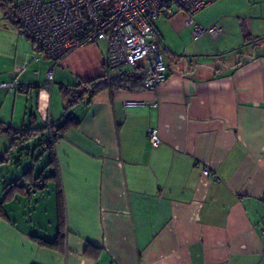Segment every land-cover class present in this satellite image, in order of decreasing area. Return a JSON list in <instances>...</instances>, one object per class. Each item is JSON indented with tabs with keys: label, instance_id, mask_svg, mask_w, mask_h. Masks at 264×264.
Listing matches in <instances>:
<instances>
[{
	"label": "crops",
	"instance_id": "1",
	"mask_svg": "<svg viewBox=\"0 0 264 264\" xmlns=\"http://www.w3.org/2000/svg\"><path fill=\"white\" fill-rule=\"evenodd\" d=\"M195 20L222 34L193 41L175 6L155 23L164 52L196 56L194 66L176 60L154 91L104 88L71 108L78 123L54 146L56 178L36 163L17 179L40 178L31 194L0 173V264H264V0H210ZM18 50L0 53V84L27 88L0 92V121L16 128L46 109L47 91L44 123L62 119L56 85L85 96L86 83L116 76L96 42L65 57L48 90L53 61ZM9 148L0 133V157Z\"/></svg>",
	"mask_w": 264,
	"mask_h": 264
},
{
	"label": "built area",
	"instance_id": "2",
	"mask_svg": "<svg viewBox=\"0 0 264 264\" xmlns=\"http://www.w3.org/2000/svg\"><path fill=\"white\" fill-rule=\"evenodd\" d=\"M18 22L28 38L48 56L53 65L46 71L45 86L54 84V71L74 49L104 42L106 54L104 73L134 71L143 77L142 88L154 91L167 79L164 48L155 23L175 6L183 14V23L190 29L193 41L222 34L220 23L203 26L195 15L205 9L210 0H20ZM147 60L148 67L139 63ZM37 62L38 59H35ZM26 67L19 68V74ZM1 90H27L16 80L0 84ZM125 107L147 106L145 101H128ZM150 106H157L154 102ZM149 143L156 147L160 140L156 129L147 130ZM57 139L54 145L59 141ZM203 175L218 179L205 168ZM24 192L35 190L23 183Z\"/></svg>",
	"mask_w": 264,
	"mask_h": 264
},
{
	"label": "trees",
	"instance_id": "3",
	"mask_svg": "<svg viewBox=\"0 0 264 264\" xmlns=\"http://www.w3.org/2000/svg\"><path fill=\"white\" fill-rule=\"evenodd\" d=\"M19 1L14 0L16 10L13 7L12 0H0V5H3L6 9H8L7 15H9L10 19L12 20V23L16 27H18L20 33L24 34L25 37L28 38V36L20 27L19 22L14 21V18H16V16L18 17V7L20 3ZM31 43H32V48H34V51L42 54V51L39 48H37L32 41ZM171 56H172V60H171L172 62L170 64H167V71H168L167 77L172 72V70H174L173 66L175 65L176 60H178L179 63L184 62L185 65L190 64V66H194V64L191 62L192 61L191 59H195L196 56L174 55V54H171ZM142 82H143V77L137 73V70H134V71L120 72L118 75L108 79H102V80L86 83L85 85H83L84 86L83 93L85 96L83 95L78 96L75 92H73V90H70L71 87L69 88L62 87L61 88L62 96L64 97L66 103H65L64 115L57 124H53L47 121V123H44V125L41 128L35 127V125H33L32 123V120L35 118L33 113L30 115V124L28 126H23L21 128H16L14 126L6 125L0 121V133L5 134L10 139V148L5 155H2L0 157V165H2L6 159H9L11 161V165H15L14 167H17L21 164V158H19V156L24 155L30 162L28 169L24 171V173L22 174V176L25 177L26 175H28L33 171L35 164L40 159V157L43 154L48 153L49 161L47 164V168L49 167L51 168L49 169L48 174L45 175L43 179L56 178L57 168H56L55 156H54V146H55L54 142L57 139L63 137V133L65 132V130H67L71 126H75L78 123L77 120L74 117H72L70 114L71 108L74 105L82 103L83 101L86 102L90 97H92L94 94H96L98 91L104 88L133 90V91L144 90L142 88ZM32 142H35V144H33ZM37 151H39L38 154ZM11 155H14V158L11 159ZM39 179H40L39 177L33 179L31 175L30 177L31 182L30 184L27 185H30L34 190L38 189L40 187V185L38 184ZM18 183L19 181L17 180L12 181L10 183L8 182L7 186L19 188L20 186L18 185ZM40 244L48 247L54 246V243L51 244L47 242H40Z\"/></svg>",
	"mask_w": 264,
	"mask_h": 264
},
{
	"label": "rangeland",
	"instance_id": "4",
	"mask_svg": "<svg viewBox=\"0 0 264 264\" xmlns=\"http://www.w3.org/2000/svg\"><path fill=\"white\" fill-rule=\"evenodd\" d=\"M14 21L17 22L18 21V17L16 16V18H14ZM104 43V42H102ZM24 48H32V43L31 40H29L28 38L25 37L24 34L20 33V30L18 29V27H16L13 23L12 20L10 19L9 15H7V11L6 8L3 5H0V53L2 55H7L9 53V51H12L13 54L17 53V51H19L18 49H20L21 51L24 50ZM236 53L234 52H229L228 56L230 55H235ZM163 56H164V60L165 62L167 61V59L169 61L172 60V56L170 54V52H163ZM118 72V73H117ZM121 72V71H120ZM119 71H116V75L120 73ZM73 87L70 88V90H76L78 89L77 86L80 85H72ZM1 90V89H0ZM55 90L58 91L59 95L62 97V92H61V87L59 86H55ZM0 92L2 93H10V92H14L15 94H17V91H7V90H1ZM33 93H35V91H32ZM47 94V104H46V109L40 113H38L37 111H34V116L35 118L33 119L36 124L35 127H39L41 128L44 125L45 120L43 119L44 117H46L47 115V106H48V100H49V92H46ZM35 98V97H33ZM19 107V105H18ZM5 108L8 109L9 108V104L5 103L3 105V113L5 112ZM31 113V109L29 108L27 114L28 116ZM63 114V113H62ZM61 114V115H62ZM18 119V118H17ZM19 121V119L17 120ZM28 121V118H27ZM57 123V122H56ZM26 126H28V124H26ZM33 144H35V142H32ZM39 153V151H37V154ZM14 158V155H11V159ZM19 158H21V164L17 167H14L15 165H10L8 167L2 168L0 170L1 174H6L5 178L6 181L8 180H17L19 179L22 174L24 173V171H26L29 167V160L24 156H19ZM15 160V159H14ZM49 161V155L48 153L43 154L40 157V161H37V165H38V171L44 167L45 164H47V162ZM18 183V185L24 190L23 187V183L25 184V182L22 181Z\"/></svg>",
	"mask_w": 264,
	"mask_h": 264
}]
</instances>
